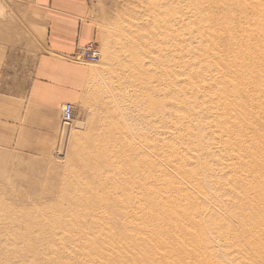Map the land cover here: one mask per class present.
Here are the masks:
<instances>
[{
    "label": "rangeland",
    "instance_id": "374dc122",
    "mask_svg": "<svg viewBox=\"0 0 264 264\" xmlns=\"http://www.w3.org/2000/svg\"><path fill=\"white\" fill-rule=\"evenodd\" d=\"M31 1L0 0V264H264L249 220L264 178L232 147L254 133L224 107L256 111L264 134V0H89L101 59H75L89 77L55 133L22 138L44 44Z\"/></svg>",
    "mask_w": 264,
    "mask_h": 264
},
{
    "label": "crops",
    "instance_id": "0c3cea01",
    "mask_svg": "<svg viewBox=\"0 0 264 264\" xmlns=\"http://www.w3.org/2000/svg\"><path fill=\"white\" fill-rule=\"evenodd\" d=\"M89 5V0L31 1L34 26L41 30L44 44L20 117L22 138L26 133H55L61 104L77 101L84 91L90 72L74 57L80 47L98 39L88 19Z\"/></svg>",
    "mask_w": 264,
    "mask_h": 264
},
{
    "label": "bare ground",
    "instance_id": "6f19581e",
    "mask_svg": "<svg viewBox=\"0 0 264 264\" xmlns=\"http://www.w3.org/2000/svg\"><path fill=\"white\" fill-rule=\"evenodd\" d=\"M153 1V0H152ZM241 4V3H240ZM234 6H237V5H235L234 4ZM237 7H239V10L240 11H242V10H244V9H246L247 8V6L246 5H238ZM256 12H258V11H256ZM157 13H159V12H157ZM259 14H262V10H260L259 12H258ZM162 15L166 18V13H162ZM164 18V19H165ZM237 18V17H236ZM159 21H160V16L158 15L155 19H153V23L155 22V24L157 23V24H159ZM168 22H169V20H168ZM166 23H167V21H166V19H165V25H166ZM224 29V28H223ZM206 34V33H205ZM220 38V37H219ZM156 46V45H155ZM247 49V48H246ZM246 49H245V47H240V49H238V51H234V57H236V59H235V65H237L236 63L238 62V64H239V69H241V65H240V61H242V59H244V57H247L248 56V54L251 52H248V51H246ZM210 53V52H209ZM231 53L233 54V52L231 51ZM203 54V53H202ZM257 58L260 60V59H263L264 58V53H257ZM224 65V64H223ZM257 65V64H256ZM243 69H245V73L247 72V70H249L250 71V69H247V68H243ZM263 70H264V67H263ZM243 71L244 70H241L240 71V77H238V78H236V81L235 82H237L238 84H237V90H239V91H236V92H238V93H240V89H241V87H240V82H242L243 81ZM227 75V74H226ZM264 77V76H263ZM236 89V88H235ZM235 91V90H234ZM241 91H242V89H241ZM224 107L225 108H227V109H229V113H233V115H235V117L236 118H239V119H241L242 120V122H239V123H237L236 125H233V126H231L230 127V129L232 130V131H234V129H236V128H234V127H237V129H236V131L237 132H239V130L241 129V128H246V129H251V130H253V136H254V138H255V142L254 143H252V144H250V145H242V142L244 141V139H242V137L240 136V135H237V139H235V140H232L233 141V145H235V147L234 146H232L231 144V146L233 147V148H236V151L237 150H239V151H244V153L243 154H239V156L237 157L240 161H243V160H246L249 156L248 155H252V156H254L255 157V159H256V161H258L257 163L258 164H256V167H255V164H253L254 165V167L252 168V171H251V168L249 169V173H251L252 175H250V176H253L254 175V177H258L259 179H263L264 178V175H262V174H260V173H262V169H264V134L263 133H259L258 131H256L257 129H258V126H260L259 124H260V122H262L261 120L259 121V122H257V123H254V122H248V114H249V112L250 113H255V112H253L252 110H241V109H244L243 107H241L240 105H239V103H237V104H235V103H230V104H228L227 106H225L224 105ZM257 110H258V113H261L262 112V108L261 107H257ZM264 121V120H263ZM262 124H263V122H262ZM234 129H233V128ZM235 131V132H236ZM236 134H238V133H236ZM260 158V159H259ZM239 162V161H238ZM113 175V174H112ZM260 175V176H259ZM248 177H249V175H248ZM247 182V181H246ZM245 182V183H246ZM224 185V184H223ZM243 185V184H242ZM254 188V190L252 191L254 194H255V199L254 198H252V199H254V202H255V204H254V206L253 207H251L250 208V210H252L253 209V211H252V216L250 215L249 216V220H251V217H253L254 216V218H252V220L254 219L255 221H256V223H257V227H258V231L259 232H262V234H264V192H263V190H264V188L262 189V187H261V185L259 186V188L256 186V187H253ZM236 190H239V189H235V191ZM239 192V191H238ZM233 193L235 194V192L233 191ZM237 193V192H236ZM237 195H238V193H237ZM239 195H240V192H239ZM96 198V197H95ZM96 200V199H95ZM158 200V199H157ZM97 201V200H96ZM92 202V201H91ZM109 202V201H108ZM163 202V201H162ZM158 203V202H157ZM86 203H81V205H85ZM92 204V203H91ZM113 204H115V203H113ZM159 204V203H158ZM104 205V204H103ZM82 206V207H83ZM85 206H87V204L85 205ZM94 206H95V204H94ZM115 206V205H114ZM155 206H157V204L155 205ZM244 212V211H243ZM126 213V212H125ZM124 212H123V214H125ZM250 213V212H249ZM162 213L161 212H158V213H154L153 214V217H156V218H158V219H155V220H159L160 219V217L161 218H163L162 217V215H161ZM243 216H244V214H243ZM242 217V216H241ZM181 219H182V217H180ZM245 218V217H244ZM243 217H242V220L245 222V219H244ZM112 221V220H111ZM161 221L162 222H164V219H161ZM96 222V221H95ZM254 222V221H253ZM248 225V224H247ZM181 234V233H180ZM171 235L169 234V236H167L166 238H165V240L163 239L162 241L161 240H154V242H155V244H159V243H161L162 245L164 244V243H167L168 241H171V239H172V236L170 237ZM174 238H175V236H174ZM146 240H147V238H146ZM149 240V239H148ZM150 241V240H149ZM148 241V242H149ZM151 243L153 242V240L152 241H150ZM153 242V243H154ZM137 251H138V249H137ZM259 252H260V256H263L264 255V249H262V250H260L259 249ZM157 256H159L158 254H148V255H145V256H143L142 258H140V257H138V256H135L136 257V259L139 261L138 263L136 262V260L135 259H131V261H128V262H130L131 264H154V263H156L157 261H161V260H163L164 258H165V254H163L162 255V257H160V258H158ZM169 257H171V255H169ZM191 257V262L190 263H183V264H197V260H199V259H202V258H200V257H194V256H190ZM247 259V258H246ZM167 264H172V263H167Z\"/></svg>",
    "mask_w": 264,
    "mask_h": 264
},
{
    "label": "built area",
    "instance_id": "2783aa9c",
    "mask_svg": "<svg viewBox=\"0 0 264 264\" xmlns=\"http://www.w3.org/2000/svg\"><path fill=\"white\" fill-rule=\"evenodd\" d=\"M75 59L84 60L90 63H98L101 59V52L95 44L90 43L86 47L80 48ZM77 109L72 103H65L61 109L62 120L65 124L74 121Z\"/></svg>",
    "mask_w": 264,
    "mask_h": 264
}]
</instances>
